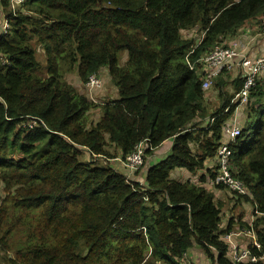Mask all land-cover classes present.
<instances>
[{
  "label": "trees",
  "instance_id": "trees-1",
  "mask_svg": "<svg viewBox=\"0 0 264 264\" xmlns=\"http://www.w3.org/2000/svg\"><path fill=\"white\" fill-rule=\"evenodd\" d=\"M0 4L9 22L0 35V254L8 263L186 264L199 246L213 264H235L225 237L234 219L222 227L220 204L203 184L215 176L242 80L219 93L211 112L187 56L194 62L260 23L264 0H26L15 15L10 0ZM34 43L46 54V76ZM62 65L83 83L105 70L114 81L118 96L95 123L88 116L99 106L63 79ZM222 79L214 85L223 89ZM247 106L231 161L254 204L252 223L240 219L239 227L255 230L264 254V79ZM168 140L171 152L149 167ZM142 142L144 164L133 174L97 164L112 156L108 146L124 159ZM208 160L199 184L171 177L177 168L197 174Z\"/></svg>",
  "mask_w": 264,
  "mask_h": 264
},
{
  "label": "built area",
  "instance_id": "built-area-1",
  "mask_svg": "<svg viewBox=\"0 0 264 264\" xmlns=\"http://www.w3.org/2000/svg\"><path fill=\"white\" fill-rule=\"evenodd\" d=\"M25 1L10 0V9L14 13L13 15H15L16 9ZM239 1L236 0V2ZM254 24L253 32L249 28L250 25L242 27L237 35L227 37L222 42L215 43L194 62L187 56L190 68L197 72L202 81L203 91L211 90L220 77L223 78L224 75L232 72H237L238 77L242 80L241 88L231 99V104H237V107L230 122L224 128L227 134V141L218 150L215 170L213 171L215 176L213 179H210L214 185L224 186L239 197L249 195V191L245 183L234 174L235 170L231 161L233 150L230 145L236 143L238 137L241 135L242 129L239 123V115L244 110L243 108L248 105L251 93L257 83L261 80L262 76L264 77V47L260 50V54L252 55L255 47L259 44V40L264 38V17L260 20V23L254 22ZM2 27V33H7L9 22L6 18ZM204 35L205 33L196 34L200 40L204 38ZM229 38L230 41H227L226 39ZM2 59L3 57L0 54V60L2 61ZM100 78V75H91L85 84L87 89L93 93L100 90L104 84ZM36 124L37 122L34 121L29 126L32 127ZM143 150L144 142L139 144L131 155L124 159L117 158L116 160L122 161L126 168L138 171L144 164ZM225 237L229 243L231 257L235 264H256L264 261V254L261 253V244L253 228H242V230L238 228L226 234ZM254 249H258L259 254L254 252ZM187 256L188 253L185 255L186 264H196L189 260Z\"/></svg>",
  "mask_w": 264,
  "mask_h": 264
},
{
  "label": "rangeland",
  "instance_id": "rangeland-1",
  "mask_svg": "<svg viewBox=\"0 0 264 264\" xmlns=\"http://www.w3.org/2000/svg\"><path fill=\"white\" fill-rule=\"evenodd\" d=\"M251 23L254 22H250L248 23L249 25H251ZM186 31H183L182 34L184 35ZM35 49L37 51V57L40 61V69H39V74L42 76H46V70H47V63H46V54L44 52V50L42 49V47H40L38 44H35ZM128 57H127V53L126 52H122L121 53V60H120V65L124 66L126 61H127ZM63 79L65 81H67L69 84L73 85L77 91L80 94L85 95L90 101L94 102L95 100V104L98 105L99 107L97 108H93L90 111V114L88 116V124H93L95 123L97 120H99L100 118V114L102 113L101 111V107L104 103H106L107 101H110L114 98H116L118 96V90L117 87L114 84V81L112 80V78L110 77V75L105 72L101 73L100 75V79L103 80V87L100 90H97L95 93L91 92L89 89H87L86 87V83H83L76 70L75 71H70L67 69V66H63ZM221 78V77H220ZM219 78V79H220ZM222 79V78H221ZM238 79V74L237 72H232L229 74H226L223 76L222 82H224V86L223 89L222 87H216V85H214V87L209 90L208 92L205 93V105L206 108L209 111H214L220 104H221V98H219V93L224 90L226 93H232L233 88L235 86L234 81ZM264 79V78H263ZM102 93H99V92ZM248 106H245L243 109V111H241L240 117H241V124H244V126L250 121V119H248ZM253 119H251V122L256 121V116L253 115L252 117ZM111 146H108V150L110 151L112 156H108L106 158H101L99 160H97V164L98 165H103V162H107L112 166H115L120 172H126L125 170L127 169V171H129L130 174H133V171L125 168L124 164L122 161L120 160H116L115 158H109V157H115L117 155L116 151H115V147L112 149L110 148ZM162 149L159 148L156 150V154H162L160 151ZM117 151H119V149L117 148ZM164 153V151H163ZM118 156V155H117ZM88 155L87 152H84L82 154V156L80 157L81 161L83 162H87L88 161ZM122 158V157H121ZM109 160V161H107ZM161 160V158L157 159V162H159ZM141 170V169H140ZM179 171V170H178ZM202 173V172H201ZM187 173L185 171L183 172H176L174 171L172 173V177L173 178H178L177 176H179V178L183 179L182 181L186 180L187 177ZM200 176V175H199ZM208 179V178H207ZM196 184H199L198 181H195ZM204 187H206L207 190L214 192L216 201L218 204H220V207L222 209V227H227L229 220L230 219H234V227L238 229L240 228L238 225H240V219H242V222L244 221L243 217L246 216L248 217V219H246L247 223H252L253 218H254V204L252 203V197H251V193L249 192L248 198L249 199H244L246 197H239L237 196L235 193L231 192L229 189L225 188V189H217L214 184L210 181V179H208V181L203 184ZM6 193L4 192V189L2 187H0V204L2 202V200L5 198ZM238 226V227H237ZM245 229H248L247 227H245ZM242 230V229H240ZM21 227L18 228V231L16 232V234L11 238V244L14 243L15 241L17 242L20 237H21ZM198 249L202 250L204 252V250L197 246ZM191 251V255H192V251L194 250H190ZM10 257H14V252H9ZM205 260L207 261V263L209 264H213L210 258H205ZM0 264H9L7 259L5 258V256L3 254H0Z\"/></svg>",
  "mask_w": 264,
  "mask_h": 264
},
{
  "label": "crops",
  "instance_id": "crops-1",
  "mask_svg": "<svg viewBox=\"0 0 264 264\" xmlns=\"http://www.w3.org/2000/svg\"><path fill=\"white\" fill-rule=\"evenodd\" d=\"M4 18H5V13H4V10H3V8H2V6H1V4H0V35H1V31H2V25H3V22H4ZM248 26H249V24H247ZM255 24L254 23H251V25L249 26V28H251L252 29V32H253V26H254ZM227 41H230V38L229 39H226ZM264 47V38H262V39H260L259 40V44L255 47V49H254V51H253V53H252V55L253 56H255V55H257L258 53L260 54V50L262 49ZM262 55V54H261ZM105 73H107V71L105 70L104 71ZM101 75V74H100ZM261 80H263V76H262V78H261ZM99 93H102L101 91L99 92ZM100 115L99 116H101V113H99ZM239 120L241 121V117H240V115H239ZM172 146H173V142L171 141V140H168V141H166L161 147H159V148H161L162 150L160 151L162 154H156L155 153V155L154 156H152L151 158H150V160H149V167L150 166H152V165H154V164H156V163H158L157 162V159H159V158H161V160H163L170 152H171V150H172ZM110 148H114V146H111ZM158 148V149H159ZM115 151H116V153H117V155L119 156V158L121 157V151L119 150V151H117V148H115ZM163 151H164V153H163ZM86 152V151H85ZM156 152V151H155ZM87 155H88V152H87ZM160 160V161H161ZM159 161V162H160ZM215 161L214 160H208L207 162H206V166H205V169H203V170H201V171H199L197 174L196 173H191V172H189V171H187L186 169H175L174 171H176V172H183V171H185L188 175H187V177H186V180L185 181H193V182H195L196 180H198V178H199V175H202V174H204L212 165H213V163H214ZM179 170V171H178ZM144 169H143V171L141 172V174H139V176H138V178H140V179H143L144 177H145V173H144ZM173 171V172H174ZM172 172V173H173ZM202 172V173H201ZM172 173H171V177H172ZM178 178H174V179H176V180H180V181H182L183 179H181V178H179V176H177ZM173 178V177H172ZM243 219H244V221L243 222H246V219H248V217H246V216H244L243 217ZM238 226H240V225H238ZM237 226V227H238ZM242 243H243V241H242ZM190 250H194V251H192V255H191V251ZM189 251H188V256H187V258L189 259V260H191V261H193L194 263H196V264H209V263H207V261L205 260V258H208L206 255H205V253L202 251V250H200V249H198L197 248V246H194V247H192V249H190Z\"/></svg>",
  "mask_w": 264,
  "mask_h": 264
},
{
  "label": "clouds",
  "instance_id": "clouds-1",
  "mask_svg": "<svg viewBox=\"0 0 264 264\" xmlns=\"http://www.w3.org/2000/svg\"><path fill=\"white\" fill-rule=\"evenodd\" d=\"M244 197H246V196H244ZM248 197V196H247Z\"/></svg>",
  "mask_w": 264,
  "mask_h": 264
}]
</instances>
